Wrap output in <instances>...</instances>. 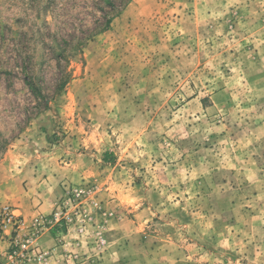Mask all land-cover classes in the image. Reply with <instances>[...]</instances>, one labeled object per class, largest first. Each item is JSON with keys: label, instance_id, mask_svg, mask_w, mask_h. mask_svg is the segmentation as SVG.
Masks as SVG:
<instances>
[{"label": "rangeland", "instance_id": "374dc122", "mask_svg": "<svg viewBox=\"0 0 264 264\" xmlns=\"http://www.w3.org/2000/svg\"><path fill=\"white\" fill-rule=\"evenodd\" d=\"M0 200L9 264H264V0H0Z\"/></svg>", "mask_w": 264, "mask_h": 264}, {"label": "built area", "instance_id": "2783aa9c", "mask_svg": "<svg viewBox=\"0 0 264 264\" xmlns=\"http://www.w3.org/2000/svg\"><path fill=\"white\" fill-rule=\"evenodd\" d=\"M1 228L7 229L9 227L21 226L23 223L19 221V218L16 216L14 211L10 207H3L1 209ZM36 235L32 237V239H28L27 242H34ZM48 255L47 253L37 249L36 247L26 252H18L14 251L11 255V259L13 264H45L47 261Z\"/></svg>", "mask_w": 264, "mask_h": 264}, {"label": "crops", "instance_id": "0c3cea01", "mask_svg": "<svg viewBox=\"0 0 264 264\" xmlns=\"http://www.w3.org/2000/svg\"><path fill=\"white\" fill-rule=\"evenodd\" d=\"M108 158V156H107ZM2 201V200H0ZM53 202V201H52ZM42 202H38V204H40V206L34 210V211H30V213H27L26 211H21V213L23 214V216L25 217L26 222H31L33 219L36 218H40L43 216H47L52 212V206L53 204H46V202L42 203ZM58 231V228L55 229H46L44 230V232L41 235V238L39 240V244L42 247H52L53 245H55L56 241L54 240V234L55 232ZM10 237H0V264H9L6 261V250L9 248V245H11L10 243Z\"/></svg>", "mask_w": 264, "mask_h": 264}, {"label": "trees", "instance_id": "16d2710c", "mask_svg": "<svg viewBox=\"0 0 264 264\" xmlns=\"http://www.w3.org/2000/svg\"><path fill=\"white\" fill-rule=\"evenodd\" d=\"M107 159V158H106Z\"/></svg>", "mask_w": 264, "mask_h": 264}]
</instances>
